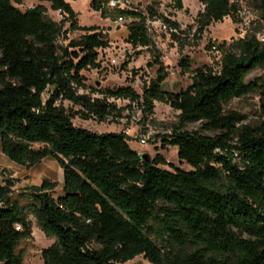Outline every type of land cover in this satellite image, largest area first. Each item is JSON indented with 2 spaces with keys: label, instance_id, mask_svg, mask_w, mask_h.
Instances as JSON below:
<instances>
[{
  "label": "trees",
  "instance_id": "1",
  "mask_svg": "<svg viewBox=\"0 0 264 264\" xmlns=\"http://www.w3.org/2000/svg\"><path fill=\"white\" fill-rule=\"evenodd\" d=\"M45 1L70 29L95 30L77 27L70 6L77 0ZM108 1L92 0L90 8L104 19L131 20L126 43L154 50L146 21L155 14L114 15L105 8ZM198 1L204 6L196 21L198 35L237 12L233 0ZM260 2L264 13V0ZM60 35V25L45 16L44 8L22 13L9 0H0L1 151L27 169L47 157L63 169L58 199L50 194L54 185L45 181L21 196L28 202L23 207L12 196L11 182L0 185V264H24L19 246L31 239L29 216L54 240L41 253L43 264H126L139 256L150 264H264V122L241 125L245 117L224 111L230 101L251 93L264 99L258 80L245 82L250 73L264 70V45L254 35L222 44L219 69H196L191 85L176 94L162 90L167 74L160 66L141 96L122 87L92 101L77 94L84 86L80 73L100 67L97 50L108 43L91 34L62 48ZM160 64L157 55L154 65ZM180 68L189 72L187 58ZM47 88L50 95L43 100ZM108 98L142 99L145 116L152 114L155 102L179 112L161 147H176L180 162L191 171L159 168L166 165L160 155L143 160L123 133L97 135L74 127L75 116L99 121L119 117ZM65 101L81 110H65ZM195 123L213 136L184 131ZM234 140L242 170L213 153Z\"/></svg>",
  "mask_w": 264,
  "mask_h": 264
},
{
  "label": "rangeland",
  "instance_id": "2",
  "mask_svg": "<svg viewBox=\"0 0 264 264\" xmlns=\"http://www.w3.org/2000/svg\"><path fill=\"white\" fill-rule=\"evenodd\" d=\"M20 12L42 7L45 16L52 22L59 24L61 35L58 46L68 47L72 41H78L86 35L99 34L108 43L105 49L97 50L100 67L96 70L83 71L80 75L84 78L83 88L77 90V94L87 96L93 100H104L107 90H115L122 87L131 88L136 95L141 96L143 89L148 83L157 77V71L161 66L167 74L162 84V90L167 93L176 94L186 90L192 83L193 72L202 67H210L217 71L221 53L218 47L222 44L229 46L233 42L244 37L254 35L257 41L264 45V13L261 12L260 0H233L237 12L221 22L211 24L202 35H198L197 18L204 10V6L198 0H130L132 11L149 15L150 11L155 18L148 19L149 37L153 43L154 50L150 48H134L126 43L128 36L129 19L112 18L104 19L100 13L90 8L92 0H77L71 2L70 6L76 14V25L78 28L95 29L92 32L72 30L68 23L63 24V16L58 11L51 9V4L45 0H9ZM19 1V4L18 2ZM110 0L106 9L116 15L119 11L109 8ZM165 20L175 23L178 28L166 24ZM160 21L169 29L176 32L165 33L156 22ZM158 55L160 65H154L155 57ZM117 58L116 65L110 61ZM183 58L189 60V72L182 73L180 62ZM255 80L264 86V70H255L250 73L245 82ZM50 90L47 88L42 95L43 100L49 98ZM107 103L112 104L120 111L119 117H107L99 121L93 117L82 119L75 116L72 120L74 127L88 130L97 135L110 133H123L129 135L128 145L141 157L153 160L156 155L164 158L166 165L159 168L172 172L175 169L189 172L191 168L179 160V152L176 147L162 149L161 140L170 136L177 123L179 112L173 110L163 103H154L151 115H144L141 106L142 99L134 102L123 99L108 98ZM60 104V101L58 102ZM264 99L259 93H251L241 99H234L224 106L225 112H234L245 117L241 125L256 127L264 122ZM62 106L67 111H80L79 107L73 106L65 101ZM115 115V113H114ZM201 124H189L184 128L187 133L200 132L205 136H213L212 133L201 130ZM150 127L156 131L153 139L144 147H141L133 138L139 131ZM41 148L34 145L33 149ZM216 156L231 162L239 170L243 169L241 154L236 140L231 142L227 149H215ZM7 181L13 184V198L17 199L24 207L28 202L21 196L26 195L31 187H40L43 182L54 185L50 194L54 199L62 197L63 169L53 157L44 158L34 167L27 169L9 161L1 151L0 145V185ZM26 193V194H25ZM31 239L20 244L19 251L22 252L24 264H43L41 253L54 243L53 239L47 238L38 228L32 216ZM126 264H150L143 256L136 257Z\"/></svg>",
  "mask_w": 264,
  "mask_h": 264
},
{
  "label": "built area",
  "instance_id": "3",
  "mask_svg": "<svg viewBox=\"0 0 264 264\" xmlns=\"http://www.w3.org/2000/svg\"><path fill=\"white\" fill-rule=\"evenodd\" d=\"M132 7V2L130 0H110L109 3V8L113 11H119V12H127V11H132L131 10ZM137 12V11H134ZM157 26L160 27L165 33H175L176 31L173 29H169L168 26L166 27L165 25H163L160 21L156 22ZM146 25H150L149 21H146ZM117 58L116 59H112L110 61V63L112 65H116L117 63ZM123 134L127 135L126 132H123ZM156 131L150 127H146L145 130H141L139 131V133H137V135H135L133 138L136 140V142L141 146L144 147L146 146L155 136Z\"/></svg>",
  "mask_w": 264,
  "mask_h": 264
},
{
  "label": "water",
  "instance_id": "4",
  "mask_svg": "<svg viewBox=\"0 0 264 264\" xmlns=\"http://www.w3.org/2000/svg\"><path fill=\"white\" fill-rule=\"evenodd\" d=\"M143 160H145V161H149V159H148V157H145V156H143V157H141Z\"/></svg>",
  "mask_w": 264,
  "mask_h": 264
}]
</instances>
